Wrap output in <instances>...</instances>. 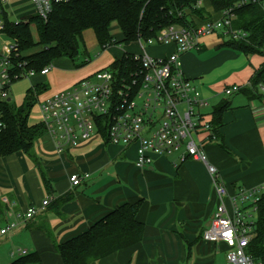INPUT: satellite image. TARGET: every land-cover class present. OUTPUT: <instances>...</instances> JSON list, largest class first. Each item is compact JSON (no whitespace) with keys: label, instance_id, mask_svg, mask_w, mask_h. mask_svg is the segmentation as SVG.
Returning a JSON list of instances; mask_svg holds the SVG:
<instances>
[{"label":"crops","instance_id":"1","mask_svg":"<svg viewBox=\"0 0 264 264\" xmlns=\"http://www.w3.org/2000/svg\"><path fill=\"white\" fill-rule=\"evenodd\" d=\"M198 10L201 15H196V24L202 23V15L204 19L213 13L209 1H202ZM222 44L214 38L199 39L198 49L181 55V69L208 101L209 107L202 111L207 121L211 122L214 108L228 102L218 138L208 140L203 133L199 142L208 165L217 170L218 181L231 195L239 188L254 189L264 183V80L253 92L262 97L245 94L253 89L264 53L244 55ZM164 45L162 55L151 56L144 50L151 57L163 58L174 50L172 44ZM121 52L101 67L110 66L124 53L132 54L126 49ZM101 67L74 71L68 87ZM39 83L45 82L35 81L32 86ZM234 86L239 91L226 96L224 90ZM53 94L44 92L32 109L39 123L38 104ZM31 155L19 151L0 156V229L18 221L15 229L0 235V264L15 262L19 250L37 255L38 264H63L56 252L58 244L86 232L118 206L138 200L142 204L137 220L144 225L141 243L91 264H226V246L203 239L205 224L217 206L213 178L203 163L155 156L148 167L138 169L136 146L125 149L99 138L58 154L45 132L34 142ZM72 174L89 177L73 187ZM46 200L48 205L41 209ZM31 207L39 210L25 220L22 215Z\"/></svg>","mask_w":264,"mask_h":264},{"label":"built area","instance_id":"2","mask_svg":"<svg viewBox=\"0 0 264 264\" xmlns=\"http://www.w3.org/2000/svg\"><path fill=\"white\" fill-rule=\"evenodd\" d=\"M70 0H28L32 14L47 20L52 7ZM234 7L259 6L264 10V0H231ZM9 0H0V33L4 32L2 17ZM201 1L191 9L182 11L191 24L172 25L154 39L136 41L142 55H133L140 60L139 71L126 76H118L116 69L107 68L75 83L69 90L39 102L40 123L48 137L54 142L56 152L63 154L78 144L99 138L107 144L128 148L136 146L138 169H145L152 157H176L178 162L198 161L206 165L213 178L217 206L210 224L203 231V239L208 243H223L226 248V264H263L248 253L255 238L257 204L264 193V183L254 189L239 188L229 195L225 186L217 179V170L208 165L206 155L199 142L200 135L207 134L213 140L215 134L210 121L202 113L209 107L202 96L182 72L181 55L198 49L201 37L218 33L223 38L242 40L247 33L235 30L234 8L222 10L216 16L205 18L202 23L194 22L195 11ZM172 44L174 50L166 57L156 58L145 53L146 46ZM0 57V96L7 97L5 90L13 81L35 75L33 70H25L24 63L14 65L11 52ZM20 69V72H15ZM47 66L40 71L46 76ZM263 91V88H261ZM239 91V87L224 90L226 96ZM0 123V128H1ZM88 174L69 176L71 186H79ZM46 200L41 209L48 205ZM39 209L28 208L22 215L32 219ZM11 215V214H10ZM17 218H20L19 216ZM18 225L15 219L0 229L6 235ZM19 256H26V250H19Z\"/></svg>","mask_w":264,"mask_h":264},{"label":"trees","instance_id":"3","mask_svg":"<svg viewBox=\"0 0 264 264\" xmlns=\"http://www.w3.org/2000/svg\"><path fill=\"white\" fill-rule=\"evenodd\" d=\"M200 1H209L213 8V13L206 18L234 8L233 29L247 33V37L242 40L225 38L222 46L244 55L264 53V10L259 6L234 7L231 0H70L65 4L54 5L46 21L37 15H31L24 20L12 22L3 14L4 32L14 43L10 61L14 65L24 63L25 70H33L35 74H40L42 69L58 59L66 58L74 62L79 46L84 44L83 33L86 30L93 31L101 49L117 43L110 36L112 23H116L122 33V42L126 44L135 43L138 39H154L169 26L190 25L191 21L181 13ZM195 15H201V12L197 9ZM199 19L203 21L205 18L202 15ZM32 27L36 31V40L31 35ZM35 48L38 49L29 53ZM84 65L85 63L76 68ZM109 68L116 69L118 76L128 77L139 71L140 60H135L132 54L124 53ZM15 72H20V69H15ZM262 80L264 65L255 73L253 89L245 90V94L251 98L260 95L253 92ZM47 90L45 83L32 86L27 90L20 106H15L10 100H0V156H9L19 151L32 156L34 142L45 131L42 123L30 125L29 117L38 97ZM227 109L228 102L224 101L212 111L210 123L215 138L219 136L222 114ZM141 204L142 200L122 204L94 223L86 232L58 244L56 252L63 264H91L141 243L144 225L137 220ZM255 233L248 253L264 264V193L260 195L257 204ZM31 263H39L37 255L20 256L11 264Z\"/></svg>","mask_w":264,"mask_h":264},{"label":"rangeland","instance_id":"4","mask_svg":"<svg viewBox=\"0 0 264 264\" xmlns=\"http://www.w3.org/2000/svg\"><path fill=\"white\" fill-rule=\"evenodd\" d=\"M30 5L25 0H9V3L5 5L4 12L9 21L15 20H24L32 15V9L28 6ZM31 35L33 40H36V31L34 27L31 28ZM110 36L114 37L117 43L107 47L106 52L104 49H101L97 43L92 30H88L84 35V44L79 46L78 55L74 62H71L69 59L62 58L55 60L49 67L50 73L46 76L40 74H35L33 76H27L26 78H21L18 81H13L8 85V88L5 90L7 97L0 98V100H10L15 106H20L24 102L25 94L27 90L32 86V83L45 82L47 84L48 90L46 93H54L51 96H54L57 93L64 92L69 90L73 85L68 87L70 80L74 77V71L86 70L100 68L104 66L105 60L107 58L117 57L119 52L127 50L133 55H142V51L136 45V43L126 44L122 42V33L116 23H112L110 27ZM201 37L200 39H210L214 38L215 41L222 43L226 39L223 38L220 34L215 33L211 35ZM13 45V40L11 37L6 35V32L0 33V57L6 56L10 52V46ZM146 46V51L151 56L162 55L165 52V45L160 46ZM38 48H35L29 53H33ZM121 52V53H122ZM87 60V62H86ZM85 63L83 67L76 68ZM107 68L101 67V69ZM50 96V97H51ZM29 123L39 124L38 114L35 110L31 111L29 117Z\"/></svg>","mask_w":264,"mask_h":264},{"label":"water","instance_id":"5","mask_svg":"<svg viewBox=\"0 0 264 264\" xmlns=\"http://www.w3.org/2000/svg\"><path fill=\"white\" fill-rule=\"evenodd\" d=\"M210 220H211V218H210ZM210 220L205 224V227H208L209 226Z\"/></svg>","mask_w":264,"mask_h":264}]
</instances>
